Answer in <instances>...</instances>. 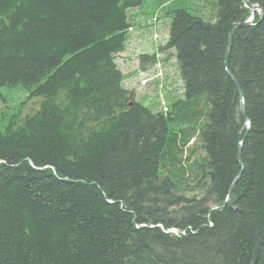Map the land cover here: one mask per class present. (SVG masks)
Instances as JSON below:
<instances>
[{"label": "trees", "instance_id": "trees-1", "mask_svg": "<svg viewBox=\"0 0 264 264\" xmlns=\"http://www.w3.org/2000/svg\"><path fill=\"white\" fill-rule=\"evenodd\" d=\"M142 2L0 0V89L40 100L0 128V264H264V0L246 26L243 0H154L165 113L114 61Z\"/></svg>", "mask_w": 264, "mask_h": 264}, {"label": "rangeland", "instance_id": "rangeland-1", "mask_svg": "<svg viewBox=\"0 0 264 264\" xmlns=\"http://www.w3.org/2000/svg\"><path fill=\"white\" fill-rule=\"evenodd\" d=\"M153 2L154 0H143L138 8L127 11L132 28L128 32L127 45L124 51L117 56L116 62L123 73L130 70L131 76L129 79H132L136 83V99L143 105L160 108L162 104L168 105L169 102L181 98L183 96V86L175 57L173 54L171 57L170 52L161 53L159 56L163 64L164 74L159 83L161 87H159V84H154L153 82H150L145 87L139 86L138 79L141 78L140 72L148 68H145L147 67L146 64H143L144 68H142V64L139 63L137 56L141 52L150 53L155 50L158 44L166 42V23L168 28L170 20L164 14L166 7L159 9V4H154ZM170 4L177 6L178 0H171ZM154 15L158 19H156L157 21L155 20V25H152ZM124 86L129 88V85ZM19 87L17 85L11 88L4 87L0 89V128L11 119L14 121L18 119L17 121L19 122L25 114L32 113L38 108L39 99L32 98L26 100V94ZM159 94H162V96ZM15 114L17 115L13 116Z\"/></svg>", "mask_w": 264, "mask_h": 264}, {"label": "water", "instance_id": "water-1", "mask_svg": "<svg viewBox=\"0 0 264 264\" xmlns=\"http://www.w3.org/2000/svg\"><path fill=\"white\" fill-rule=\"evenodd\" d=\"M243 4L245 7H247L249 9V15L248 17L243 21L242 25H250L251 22L253 21V19L255 18V14L253 13L254 9H257L259 12H261L260 8L257 5H252L248 2V0H243ZM240 26L238 23H236L234 25V27H238ZM239 111H240V115L241 117L245 120V125H246V129L249 127V122L246 119L245 115H244V107H243V102L242 100H240L239 103ZM238 135L241 136V131L238 132ZM227 205L229 206L230 209H234L231 204H230V198H229V194L227 195Z\"/></svg>", "mask_w": 264, "mask_h": 264}, {"label": "bare ground", "instance_id": "bare-ground-1", "mask_svg": "<svg viewBox=\"0 0 264 264\" xmlns=\"http://www.w3.org/2000/svg\"><path fill=\"white\" fill-rule=\"evenodd\" d=\"M255 19V18H254Z\"/></svg>", "mask_w": 264, "mask_h": 264}]
</instances>
